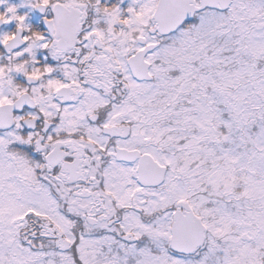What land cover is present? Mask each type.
I'll use <instances>...</instances> for the list:
<instances>
[{"label":"snow or ice","instance_id":"snow-or-ice-1","mask_svg":"<svg viewBox=\"0 0 264 264\" xmlns=\"http://www.w3.org/2000/svg\"><path fill=\"white\" fill-rule=\"evenodd\" d=\"M0 264H264V0H0Z\"/></svg>","mask_w":264,"mask_h":264},{"label":"flooded vegetation","instance_id":"flooded-vegetation-1","mask_svg":"<svg viewBox=\"0 0 264 264\" xmlns=\"http://www.w3.org/2000/svg\"><path fill=\"white\" fill-rule=\"evenodd\" d=\"M10 3H18V0H9Z\"/></svg>","mask_w":264,"mask_h":264}]
</instances>
